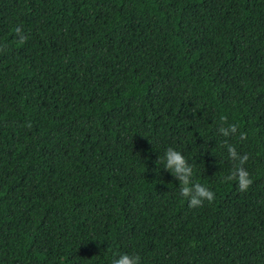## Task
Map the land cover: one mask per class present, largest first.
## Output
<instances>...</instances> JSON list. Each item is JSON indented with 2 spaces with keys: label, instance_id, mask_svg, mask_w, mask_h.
I'll return each mask as SVG.
<instances>
[{
  "label": "trees",
  "instance_id": "obj_1",
  "mask_svg": "<svg viewBox=\"0 0 264 264\" xmlns=\"http://www.w3.org/2000/svg\"><path fill=\"white\" fill-rule=\"evenodd\" d=\"M119 253L264 264V0H0V264Z\"/></svg>",
  "mask_w": 264,
  "mask_h": 264
},
{
  "label": "clouds",
  "instance_id": "obj_2",
  "mask_svg": "<svg viewBox=\"0 0 264 264\" xmlns=\"http://www.w3.org/2000/svg\"><path fill=\"white\" fill-rule=\"evenodd\" d=\"M221 120L224 117H220ZM222 132H235L236 126L229 124L227 128H221ZM243 138V133L240 134ZM227 152L229 158L233 160H239L242 164L243 161L247 158L246 154L243 156H237V152L232 145H227ZM162 160L163 167L170 171L173 176L178 179L179 182V193L181 197L187 198V203L189 206L199 205L204 200H211L213 193L207 187L200 183L192 182L193 170L192 167L187 166L185 157L174 148H167L163 156L160 157ZM227 179H235L237 184L241 189L245 188L248 183V173L242 167H235L234 171L229 174ZM138 257L135 255H130L128 253H119L111 259L110 264H138Z\"/></svg>",
  "mask_w": 264,
  "mask_h": 264
}]
</instances>
